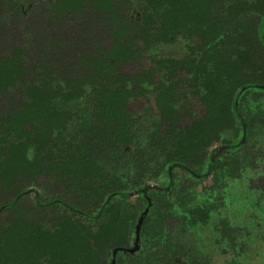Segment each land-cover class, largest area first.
I'll list each match as a JSON object with an SVG mask.
<instances>
[{
    "label": "trees",
    "instance_id": "trees-1",
    "mask_svg": "<svg viewBox=\"0 0 264 264\" xmlns=\"http://www.w3.org/2000/svg\"><path fill=\"white\" fill-rule=\"evenodd\" d=\"M184 40L179 56L158 51ZM129 64L136 74L121 73ZM251 90H264V0H0V264H113L115 250L114 264H190L158 239L173 201L186 200L174 171L216 183L237 162ZM146 96L156 119L138 134L128 109ZM193 98L203 114L184 123ZM82 99L90 113L72 112ZM219 142L234 147L214 156ZM49 181L65 196L41 199ZM210 209L191 218L205 223ZM148 234L155 249L142 256Z\"/></svg>",
    "mask_w": 264,
    "mask_h": 264
},
{
    "label": "rangeland",
    "instance_id": "rangeland-1",
    "mask_svg": "<svg viewBox=\"0 0 264 264\" xmlns=\"http://www.w3.org/2000/svg\"><path fill=\"white\" fill-rule=\"evenodd\" d=\"M28 20L30 21L29 18ZM54 26L58 27V24L55 23ZM188 43L186 40L177 41V44L163 46L158 51L165 56H179L181 51H186ZM148 60L144 59V68L146 65L152 67ZM138 70L137 65L129 64L122 67L121 73L136 74ZM88 104L89 100L86 99L74 102L71 104L72 112L90 113ZM242 110L251 123L249 140L245 148L234 156L237 162L228 163L216 183L212 175L197 183L190 181L183 171H174L176 185L179 187L184 183L187 186L185 196L188 200L177 198L173 201L172 212L161 223V236L158 239L161 243L167 239L184 247L190 264H264V90H251L242 104ZM128 112L137 119L138 134L148 132L152 120L156 119L151 97L133 100ZM186 112L188 113L183 116V122L189 123L202 116L203 109L193 98L190 106L184 108L183 114ZM224 137L225 140H236L231 132H227ZM142 142L145 146L146 141L143 139ZM220 147L221 142L215 143L210 152L214 153ZM101 165L125 178L131 177L136 171L135 166L131 164L122 165L119 170L109 162H101ZM62 192L56 190L54 184L49 181L40 190V196L41 199L63 197L65 193L62 195ZM136 199L137 196L132 197L129 203L135 204ZM207 206L211 209L209 219L205 223L191 218V210L201 207L207 209ZM21 207L25 211L34 210L32 196L26 198ZM43 215L49 219L52 211ZM222 223L228 225L231 230L230 237L224 233ZM149 236L150 234L147 235V243L140 252L142 256L155 249Z\"/></svg>",
    "mask_w": 264,
    "mask_h": 264
},
{
    "label": "water",
    "instance_id": "water-1",
    "mask_svg": "<svg viewBox=\"0 0 264 264\" xmlns=\"http://www.w3.org/2000/svg\"><path fill=\"white\" fill-rule=\"evenodd\" d=\"M246 137H247V128L246 126H244V135H243V138H242V141L239 145L245 143L246 141ZM232 148V146H222L220 147L219 149H217L215 152H214V156H217L218 154H221L223 152H225L226 150ZM149 188H158V186L156 185H148L147 186V189ZM168 190H170V188H168ZM146 190L142 191V192H145ZM138 194V192H135V193H132L131 196H136ZM151 205V203L149 204V206ZM149 209H147L143 214L142 216L140 217L139 219V223L137 225V228H136V239H135V242H134V248L131 249L129 252L131 253H135L137 252L139 249H140V230H141V225H142V222H143V219L145 218V215L147 214ZM119 250H115L113 251V264L115 263V256L116 254L118 253Z\"/></svg>",
    "mask_w": 264,
    "mask_h": 264
},
{
    "label": "flooded vegetation",
    "instance_id": "flooded-vegetation-1",
    "mask_svg": "<svg viewBox=\"0 0 264 264\" xmlns=\"http://www.w3.org/2000/svg\"><path fill=\"white\" fill-rule=\"evenodd\" d=\"M222 146H223V145H222ZM232 147H234V146H232ZM223 153H225V152H223ZM208 176H210V174H208ZM208 176H207V177H208ZM133 243H134V242H133ZM133 243H132V245H133Z\"/></svg>",
    "mask_w": 264,
    "mask_h": 264
}]
</instances>
